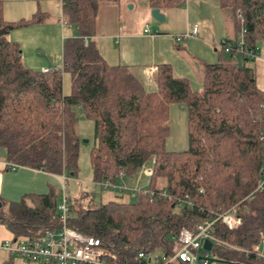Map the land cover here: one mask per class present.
<instances>
[{"label":"trees","instance_id":"1","mask_svg":"<svg viewBox=\"0 0 264 264\" xmlns=\"http://www.w3.org/2000/svg\"><path fill=\"white\" fill-rule=\"evenodd\" d=\"M184 1L148 3L165 9ZM216 1L233 16L237 33V13L241 15L243 50H258V42H264V0ZM60 2L77 36L63 44L62 67L44 73L25 66L18 43L8 39L12 30L38 23L42 15L7 21L0 0V147L7 160L53 174L76 173L74 109L79 108L94 124L90 163L95 182L115 181L120 172L131 174L148 159L152 172L147 191L134 200L108 199L87 208L68 201L70 226L99 237L120 259L126 256L135 264L132 257L139 249L171 250L182 227L192 228L214 211L236 204L240 224L228 228L216 220L213 234L251 248L264 233V190L247 196L262 159L264 90L256 86L254 59L235 50L237 37L226 39L232 49L224 52L221 46L223 55L206 65L199 90H192L169 64L156 66L150 88L141 70L109 65L83 44L94 32L98 0ZM64 73L70 76L69 94L62 89ZM172 103L186 107L187 147L182 151L165 148ZM57 195L51 185L46 192L24 193L17 200L0 196V223L14 238L41 234L58 224ZM215 244L217 252L208 264H264L252 254Z\"/></svg>","mask_w":264,"mask_h":264},{"label":"crops","instance_id":"2","mask_svg":"<svg viewBox=\"0 0 264 264\" xmlns=\"http://www.w3.org/2000/svg\"><path fill=\"white\" fill-rule=\"evenodd\" d=\"M185 2L187 4L186 9L172 17L169 8L159 9L164 15L162 22L156 21L151 16L152 8L147 2L144 5L146 12L143 27L136 25V27L130 28L119 24L118 28L114 26L109 34L102 38H98V35L94 33L97 27L96 22L94 32L90 35L94 40L93 47L99 44L94 49L105 54V57H101L109 65L129 66L141 70L144 81L150 88L155 86L154 71L156 66L169 64L176 76L187 79L192 90H199L206 65L216 63L219 54L223 55L221 43L228 39L226 37L228 29L224 13L216 0H185L175 6L181 7L186 5ZM2 12L7 21L29 19L40 13L42 15L40 22L12 30L8 34V39L18 43L22 63L26 62L27 67L40 68L39 70L53 66H56L57 69L62 67V64L60 66L55 65L59 61L56 60V63H51L48 57H52V51L55 49L57 54H62L60 59L63 60L61 42L64 35L58 19L63 14L60 0H2ZM168 17L169 20L171 18L170 24L166 22ZM177 18L180 19V22ZM193 24L198 26L196 35L177 42L174 40V36L189 30ZM230 34L232 35L233 32ZM237 34L234 27L232 39L236 38ZM76 36L77 32L75 31V33L68 35V39ZM42 45L43 49L40 47ZM87 46H90L88 39ZM61 47L62 51H60ZM107 54L111 58L110 61ZM253 61L256 86L260 90H264V56L259 55ZM169 128L170 133L166 138L165 148L168 151L185 150L187 147L185 105L181 103L170 104ZM184 139L186 146L181 149H177L178 147L168 143L181 142L183 144ZM7 161L5 150H0V196L5 200H17L28 192H46L52 185L51 178L57 177L53 173L29 166L20 165L10 169L6 166ZM119 177L121 180L124 179V176ZM13 238V233L5 224L0 223V243L5 239ZM20 260L26 261L4 249H0V263L10 261L11 264H23V261Z\"/></svg>","mask_w":264,"mask_h":264},{"label":"built area","instance_id":"3","mask_svg":"<svg viewBox=\"0 0 264 264\" xmlns=\"http://www.w3.org/2000/svg\"><path fill=\"white\" fill-rule=\"evenodd\" d=\"M237 17L240 21V30L237 36V52L256 59L259 56L258 50H246L242 48L245 28L242 26L243 19L239 13ZM198 26L192 27L182 34L174 36V40L182 39L196 35ZM147 32V30H145ZM84 44L87 45V39L84 38ZM221 46L224 52L232 49L229 42L222 41ZM235 57V56H234ZM57 68H42V72H50ZM264 112V106H263ZM260 146L262 149L261 164L258 169L257 181L254 189L248 193L251 196L256 191L264 190V132L259 135ZM6 166L14 169L17 163L7 161ZM150 174L152 168L147 169ZM120 176L123 173L120 172ZM62 187L65 188L67 179L66 173L55 174ZM102 188L124 189L126 184H117L110 179H101L97 181ZM130 194L135 196L138 192H146L145 189L129 188ZM182 200L178 199L177 204ZM58 211V224L46 229L43 233L32 236H22L19 238L5 239L0 243V249L8 251L10 254L19 256L26 261L36 262L38 264H130L126 256L119 258V253L114 247L105 246L102 240L94 235L80 232L68 224L71 217V210L68 197L62 192V198L56 205ZM212 218H204L197 221L192 228L182 227L177 236L175 246L168 251L139 249L133 254L135 264H208V249L213 247L214 243H222L234 247L244 254H252L258 259H264V233H260L259 241L251 248H245L234 244H229L213 234V222L221 220L228 228H236L240 222V216L237 213V205L233 204L225 209L213 212ZM210 240L211 245L207 249L203 246L204 240Z\"/></svg>","mask_w":264,"mask_h":264},{"label":"rangeland","instance_id":"4","mask_svg":"<svg viewBox=\"0 0 264 264\" xmlns=\"http://www.w3.org/2000/svg\"><path fill=\"white\" fill-rule=\"evenodd\" d=\"M148 0H98L97 3V14H96V22L97 27L95 29V35H98V38L105 37L109 32L113 29V27L119 24H123L130 28L136 27V25L143 27L144 25V14H145V4H147ZM186 4V2H185ZM186 5L179 6V7H171L170 15H178L181 11L186 9ZM222 10V8L219 6ZM223 11V10H222ZM224 18L226 20V26L228 29L227 36L228 39H232L234 34V18L229 13V11L224 12ZM40 15V14H39ZM59 22L63 28V35L64 39L61 42L62 47L65 41L68 39V35L70 33H75L76 29L70 23L67 22L65 15L59 16ZM178 22L180 19L177 18ZM176 20V21H177ZM166 22L170 24L171 18H167ZM147 27V26H146ZM151 27V26H149ZM153 29V27H151ZM233 32L231 35L230 33ZM88 41L90 40V48L94 50L100 57H105L104 53L101 51H97L93 47L92 38L90 36L87 37ZM43 49V45L40 46ZM62 47L61 50L62 51ZM45 49V48H44ZM57 50L53 49L52 57H49L51 63H56L55 61H59L55 65H61L62 54L56 53ZM47 52V50H46ZM258 53L259 55L264 56V42H258ZM57 55V56H56ZM107 54V58L110 61ZM47 56V54H46ZM60 59V60H59ZM101 59H104L101 57ZM53 60V61H52ZM26 63V62H25ZM24 63V65H25ZM26 66V65H25ZM252 66L254 68V61L252 62ZM54 68L56 66H53ZM39 70L38 68H32ZM42 70V69H41ZM40 70V71H41ZM62 89L64 94H69L71 91V81L70 76L67 73L63 74V81H62ZM77 121H76V134L79 138V150H78V160H77V170L76 173L67 175V179L65 181V188L62 187V184L58 177L51 178V184L54 189L58 192L57 195V202L61 201L62 192L66 194L68 197V201L75 206H82L83 208H87L88 206H95L100 202L106 201L108 199H119L123 201H130L134 200L136 196H132L130 194L129 188H139V189H147L149 186V173L147 169L152 166V160L148 159L144 164L138 167L133 173L124 175V179H119L117 177L115 182L117 184L124 183L126 184V188L124 189H112V188H102L98 182L94 181L93 178V170L90 163V151L91 148L95 145V138H94V124L93 121L86 118L79 108L74 109ZM173 141V139H171ZM174 142V141H173ZM169 145L178 147L177 149H181L186 146V142L184 139L183 144L181 142H176L172 144L168 142ZM182 145V146H181ZM0 150L4 151L3 147H0ZM6 152V151H5ZM216 244H213V247L208 249V257L213 258L216 254ZM23 261V260H20ZM23 264H38L36 262H28L23 261Z\"/></svg>","mask_w":264,"mask_h":264},{"label":"water","instance_id":"5","mask_svg":"<svg viewBox=\"0 0 264 264\" xmlns=\"http://www.w3.org/2000/svg\"><path fill=\"white\" fill-rule=\"evenodd\" d=\"M151 16L159 22H162L164 20V15L160 12V10L158 8H152L151 12H150ZM211 245V241L206 239L204 240L203 246L205 248H209Z\"/></svg>","mask_w":264,"mask_h":264}]
</instances>
